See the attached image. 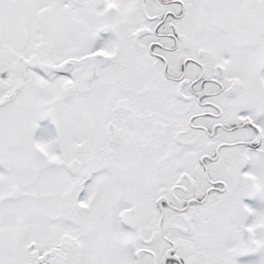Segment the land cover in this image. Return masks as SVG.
<instances>
[{
    "label": "snow or ice",
    "instance_id": "snow-or-ice-1",
    "mask_svg": "<svg viewBox=\"0 0 264 264\" xmlns=\"http://www.w3.org/2000/svg\"><path fill=\"white\" fill-rule=\"evenodd\" d=\"M0 264H264V0H0Z\"/></svg>",
    "mask_w": 264,
    "mask_h": 264
}]
</instances>
